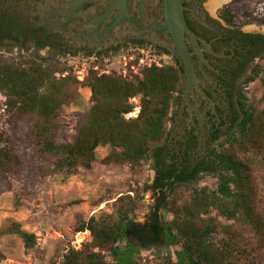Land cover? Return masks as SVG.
Here are the masks:
<instances>
[{
    "label": "trees",
    "instance_id": "16d2710c",
    "mask_svg": "<svg viewBox=\"0 0 264 264\" xmlns=\"http://www.w3.org/2000/svg\"><path fill=\"white\" fill-rule=\"evenodd\" d=\"M225 18L235 23V15L223 9ZM248 17L251 13H247ZM2 51V50H1ZM64 66L61 70L65 72ZM58 64L43 62L33 56L14 57L0 53V92L6 97L5 111L12 127L27 124L26 142L34 155L26 159L13 149V137L0 132V182L26 167L45 174L74 175L81 167L91 168L100 146H109L105 164H129L132 168L147 161L163 142L170 121L173 97L183 70L174 64L143 70L142 78L129 80L117 74H89L84 85L91 89V107L81 119L74 142H58L59 122L64 98L79 83L71 73L57 77ZM260 75L257 68L247 84ZM140 97V113L134 110L132 98ZM244 120L217 150L219 165L217 187H200L185 173L159 177L151 188L156 205L145 223L136 221L140 207L136 196L119 198L117 215L103 214L89 220H78L76 232L90 231L95 248L107 251L113 264H141L137 259L144 250L165 246L169 264H238L257 260L264 264V213L259 210V194L252 177L250 152L264 153V107L248 104L241 95ZM245 155V158L241 156ZM168 185V187H167ZM189 185L191 198L181 207L171 209L169 189ZM145 191V190H144ZM169 209L173 219L166 221L159 211ZM216 212V215H213ZM223 217L228 223L221 222ZM248 227L256 245L234 226ZM9 231L19 234L26 248H32L37 236L14 223ZM221 233V238L217 234ZM179 249L172 250V247ZM263 253V254H259ZM63 264H109L105 256L70 248Z\"/></svg>",
    "mask_w": 264,
    "mask_h": 264
},
{
    "label": "flooded vegetation",
    "instance_id": "af4514ba",
    "mask_svg": "<svg viewBox=\"0 0 264 264\" xmlns=\"http://www.w3.org/2000/svg\"><path fill=\"white\" fill-rule=\"evenodd\" d=\"M182 3L196 41L185 34L197 79L187 97L183 62L165 28V0H127L125 8L122 0H0V50L48 49L103 60L142 47L169 57L183 75L173 97L172 127L152 152L154 182L171 173L168 184L182 173L194 181L215 174L218 148L244 120L240 98L264 63V33L229 22L223 5Z\"/></svg>",
    "mask_w": 264,
    "mask_h": 264
},
{
    "label": "rangeland",
    "instance_id": "374dc122",
    "mask_svg": "<svg viewBox=\"0 0 264 264\" xmlns=\"http://www.w3.org/2000/svg\"><path fill=\"white\" fill-rule=\"evenodd\" d=\"M226 7L235 15V24L244 30L264 33V0H231L223 4L220 11ZM247 13L252 15L248 17ZM0 53L14 57L33 56L43 62H54L59 66L57 77L71 73L77 78L79 82L77 87L68 91L64 98L59 119L60 143L75 141L80 121L92 105L91 89L84 85L89 74L92 72L99 74L102 70L110 69L111 74L122 76L117 70L118 63L112 64L113 57L111 60L109 57L101 60L94 56L73 57L62 54L57 56L51 54L48 49L35 52L15 46L11 51L0 50ZM166 59V65L173 64L169 57ZM64 66L66 71L62 72ZM96 67L99 69L96 70ZM259 68V77L248 83L244 91L248 104L256 108L264 107V63ZM142 76L143 71L142 75L130 73L122 77L137 80ZM5 102L6 97L0 92V132L4 130L9 132L13 137L14 151L30 159L34 152L26 142L27 124L20 122L16 127H12L5 111ZM131 102L135 107L126 115L127 118L137 117L141 110L139 96L136 97V101L132 98ZM174 109L173 104L170 120ZM171 127L172 122L169 121L167 132ZM109 153V146H100L93 166L81 167L71 176L62 173L45 174L38 168L26 167L25 170L11 174L7 180L0 182V264H63L64 255L70 248L84 252L96 251L105 256L109 264H113V258L107 251L94 247L90 231L78 235L79 232L75 231L77 221H87L91 217L98 218L103 214L115 216L120 206L119 198L127 194L136 196L138 192L140 196L137 199L141 205L135 219L145 223L156 205V193L151 188L147 189L154 183L156 162L151 154L147 161L136 168L129 164H105L103 160ZM241 156L245 158L244 154ZM247 158L252 165V177L258 189L259 210L264 213V153L250 152ZM217 182V174H203L194 180L198 186H207L211 189L217 187ZM171 191L172 189H169L168 195L171 209L183 206L191 198L189 185H176V190ZM159 213L166 221L173 219V213L169 209H161ZM213 215H216V212ZM218 219L228 223L221 216ZM14 223H19L22 229L36 234L37 242L32 248H26L23 238L9 231ZM234 229L241 232L244 237L250 238L253 245H256V239L248 227L236 224ZM222 236L221 233L217 234L218 238ZM179 248L172 247V250ZM168 251L165 246L159 250H144L137 259L141 264H169L165 257ZM238 264L260 262L243 259Z\"/></svg>",
    "mask_w": 264,
    "mask_h": 264
},
{
    "label": "water",
    "instance_id": "95a60500",
    "mask_svg": "<svg viewBox=\"0 0 264 264\" xmlns=\"http://www.w3.org/2000/svg\"><path fill=\"white\" fill-rule=\"evenodd\" d=\"M127 0H122V8H125ZM166 11V29L172 34V42L176 47V53L183 62L185 79L187 82L186 97L190 94L193 85H197L194 64L191 53L185 38V34L189 35L195 41V35L189 28L185 15L182 0H165Z\"/></svg>",
    "mask_w": 264,
    "mask_h": 264
},
{
    "label": "built area",
    "instance_id": "2783aa9c",
    "mask_svg": "<svg viewBox=\"0 0 264 264\" xmlns=\"http://www.w3.org/2000/svg\"><path fill=\"white\" fill-rule=\"evenodd\" d=\"M166 57L160 53L154 52L149 49H145L142 47H136L135 49L130 48L127 51H124L117 56L113 57V63H118V72L124 77L130 73L140 74L142 75V71L151 68V67H164L166 64ZM111 60V58H110ZM96 70L99 68L96 67ZM112 71L110 69L102 70L99 75L103 74H111ZM136 101V97L133 98ZM89 231L79 232L80 234H86Z\"/></svg>",
    "mask_w": 264,
    "mask_h": 264
},
{
    "label": "bare ground",
    "instance_id": "6f19581e",
    "mask_svg": "<svg viewBox=\"0 0 264 264\" xmlns=\"http://www.w3.org/2000/svg\"><path fill=\"white\" fill-rule=\"evenodd\" d=\"M230 1H231V0H209L208 5H209L210 7L215 8V7H217V6L223 5V4H225V3H227V2H230Z\"/></svg>",
    "mask_w": 264,
    "mask_h": 264
}]
</instances>
